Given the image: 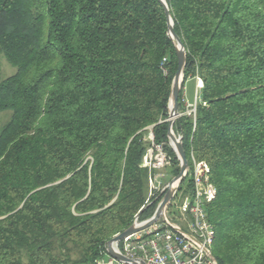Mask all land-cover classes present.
I'll list each match as a JSON object with an SVG mask.
<instances>
[{
    "label": "trees",
    "instance_id": "16d2710c",
    "mask_svg": "<svg viewBox=\"0 0 264 264\" xmlns=\"http://www.w3.org/2000/svg\"><path fill=\"white\" fill-rule=\"evenodd\" d=\"M187 50L177 129L217 187L218 264H264V0H166ZM0 264H96L136 214L151 217L153 132L168 141L178 68L160 0H0ZM169 149V148H168ZM174 155V174L180 162ZM153 173V172H152Z\"/></svg>",
    "mask_w": 264,
    "mask_h": 264
},
{
    "label": "built area",
    "instance_id": "2783aa9c",
    "mask_svg": "<svg viewBox=\"0 0 264 264\" xmlns=\"http://www.w3.org/2000/svg\"><path fill=\"white\" fill-rule=\"evenodd\" d=\"M196 77L198 81L195 100L189 101L183 95L179 113L172 117L168 115L164 121L169 123L173 120L175 126L181 117H189L195 125L198 106L206 104L200 95L204 85L203 80L199 76ZM174 131L177 138L183 137L179 130L174 128ZM149 140L151 143L142 163V166L148 168L151 173L148 183V204L150 197L157 194L159 196L170 182H165L168 176L165 170L174 166V155L168 150L169 145L178 159L175 144L169 138V145L157 143L152 132ZM190 159L191 164L189 162L186 177L181 183H177V191L163 214L152 225L113 242L112 248L115 252L129 259L143 260L146 264H217L218 261L213 254L215 227L207 211V205L217 195V187L211 180L209 163L198 159L193 152ZM187 178L190 181L189 185L186 187L184 184L183 187L182 184ZM171 206L173 212H169ZM151 217L142 219L138 213L132 223L140 225ZM96 264L132 263L111 255L107 242L100 250Z\"/></svg>",
    "mask_w": 264,
    "mask_h": 264
},
{
    "label": "water",
    "instance_id": "95a60500",
    "mask_svg": "<svg viewBox=\"0 0 264 264\" xmlns=\"http://www.w3.org/2000/svg\"><path fill=\"white\" fill-rule=\"evenodd\" d=\"M160 1L164 7L165 14L168 20V34L175 45L176 54L178 58V68L172 81L171 99L169 104V116L172 117L174 115H177L180 109L179 97L184 83V72L187 65V50L183 43V40L176 33L174 29L173 18L166 0H160ZM168 138L170 141H172L175 144V150L177 152L178 159L180 161V172L177 176H175L173 179L170 180L167 188H165L156 198V199L159 198L161 199L158 203V206L153 216L149 220H147L146 222L140 225L136 223H132L128 228H126L125 230H123L122 232H120L119 234H117L108 241L109 253L114 257H116L117 259L129 261L132 264H146L143 260L137 261V260L129 259L124 255L115 252L112 248V243L115 241H119L129 235L136 233L137 231H140L152 225L160 217V215L163 214L165 207L172 200L175 192L177 191V183H181L186 177L187 170L189 168V160L186 156L185 149L183 146V137L177 138L175 134L173 120H170L168 123Z\"/></svg>",
    "mask_w": 264,
    "mask_h": 264
},
{
    "label": "rangeland",
    "instance_id": "374dc122",
    "mask_svg": "<svg viewBox=\"0 0 264 264\" xmlns=\"http://www.w3.org/2000/svg\"><path fill=\"white\" fill-rule=\"evenodd\" d=\"M16 72V68L10 64L6 58L2 57L0 59V81L7 78L10 75H13ZM184 92V91H183ZM187 93L189 96H192L194 94V87H193V83H188L187 84ZM183 96V94H182ZM11 116V111H4V112H0V129L2 128V126L10 119ZM175 129H177V123L174 126ZM178 130V129H177ZM152 132L149 133L148 138L150 136ZM169 141H167L166 143L169 145L168 143ZM170 146V145H169ZM168 146V150H170V147ZM149 148V147H148ZM180 162V161H179ZM173 168H167L165 171L167 173V177L165 179V182H169L171 179H173L175 176ZM186 182V183H185ZM189 178H187L184 183L182 184L184 187V184H186L185 186L187 187L189 185ZM148 197H149V189H148ZM169 212H173V207L171 206V208L169 209Z\"/></svg>",
    "mask_w": 264,
    "mask_h": 264
},
{
    "label": "crops",
    "instance_id": "0c3cea01",
    "mask_svg": "<svg viewBox=\"0 0 264 264\" xmlns=\"http://www.w3.org/2000/svg\"><path fill=\"white\" fill-rule=\"evenodd\" d=\"M197 81H198L197 77L195 76V77H190L185 83L183 95H184V98H186L189 101H194L195 100V92H196V83H197ZM188 83H193L194 94L192 96H189L188 93H187V84Z\"/></svg>",
    "mask_w": 264,
    "mask_h": 264
}]
</instances>
